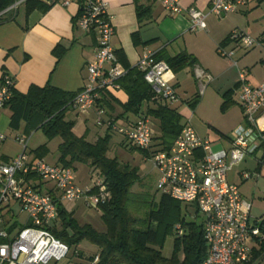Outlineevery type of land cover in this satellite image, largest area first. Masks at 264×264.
Listing matches in <instances>:
<instances>
[{"label":"built area","instance_id":"2783aa9c","mask_svg":"<svg viewBox=\"0 0 264 264\" xmlns=\"http://www.w3.org/2000/svg\"><path fill=\"white\" fill-rule=\"evenodd\" d=\"M72 1L61 0V5L68 6ZM154 1L168 16L185 12L190 19V31L197 32L206 30L209 16L223 19L237 14L250 0H211L206 13L194 7L183 9L181 0ZM77 25L85 32L97 34L95 57L87 64L88 83L75 99V110L86 114L95 108L104 90L120 88L118 81L126 72L117 67L118 60L111 43L115 30L102 0L85 2ZM228 42L251 50L264 45V34L253 38L235 30L229 35ZM218 52L223 58L232 59L233 52H225L221 46ZM233 65L238 68L236 62ZM136 68L156 99L170 104L179 102L170 84L171 69L167 63L156 61L152 53L144 52ZM196 73L202 75L200 70ZM248 74L247 70L238 69V100L243 125L233 131L229 149L213 151L211 142L201 138L187 121L173 146L149 159L157 172V191L179 203L195 206L203 217L208 252L202 264H249L255 239L260 236L256 221L250 216L251 204L243 200L238 186L227 181V173L246 159L257 141H264V83L252 85ZM13 89V80L4 75L0 80V110L11 100ZM96 123L98 126L104 124L101 112L97 113ZM107 126L137 149L148 151L152 145L154 133L146 117H141L130 127L111 123ZM4 140L5 136L0 134V142ZM19 142L23 146L22 154L9 163L0 164V264H58L67 258L70 248L51 232L58 219L57 202L83 200L86 208L98 209L106 200V188L100 179L95 180L93 187L80 188L74 181L72 169L49 165L43 160L30 163L24 140ZM31 171L41 182L52 185L54 196L21 180L20 177ZM242 177L246 180L250 175ZM12 203L19 206L27 220L10 235L4 210ZM175 229L181 237L183 229L180 226ZM97 262L98 257H95L93 264Z\"/></svg>","mask_w":264,"mask_h":264},{"label":"crops","instance_id":"0c3cea01","mask_svg":"<svg viewBox=\"0 0 264 264\" xmlns=\"http://www.w3.org/2000/svg\"><path fill=\"white\" fill-rule=\"evenodd\" d=\"M50 1L51 5L45 2L47 6L46 10H35L29 14H26L25 8L22 6L18 9L13 21L0 25V80L4 75L10 77L14 82L13 90L19 94H26L31 86L42 88L47 84L65 92L76 93L80 92L88 83L87 64L93 61L95 57L97 34L83 31L78 27L77 21L74 22V19L77 18L80 12V6L77 0H73L68 6H62L61 0ZM102 1L106 4L107 13L111 18L115 30L111 41L112 46L115 52L121 51L123 53L129 67H135L144 52H150L154 56L163 53L169 57H175L178 54L186 53L195 58L196 63L193 67L187 66L175 73L171 70L170 84L179 98L178 103L170 105L171 108L175 105H187V107H190L189 104L194 99L198 100L196 107L199 108L201 106L200 100L204 98L210 87L209 96L212 97L216 103L218 100L221 112V106L227 101L229 103L228 108L222 113L226 114L230 110H234L235 107H238L239 113L242 116L238 100L240 93L238 88V69H240L238 62L244 60H242L243 56L241 53L240 55L237 54L240 47L227 42V38L235 30L244 32L253 38H257L264 34V25H257L260 21L264 20V18H261L262 20L258 19L260 14L264 15V9H260L264 3L258 4L256 0H250L248 6L241 9L239 13L232 14L223 19L209 16L206 19L205 31L191 32L190 19L185 12L175 16H168L154 0H138L139 5L150 7L151 9L149 20L144 22L141 26L137 21L135 0ZM210 1L211 0H181L180 4L183 9L194 7L206 13L209 9ZM253 5L256 6L251 9ZM254 8L260 10L261 13L255 15V13L251 12ZM256 19L258 20L255 21ZM134 34H138L140 37L141 45L138 47L134 46L132 42V36ZM220 46L223 47L225 52H233L232 59L236 57V61L223 58L218 52ZM59 47L64 50L60 60H58L53 53V51ZM215 56H218L224 61L228 60L226 70L219 67L218 62L214 60ZM233 62L237 63V72H233L232 70L228 71V69L235 68ZM261 62H264V60H261ZM117 67L123 70L118 61ZM247 67L248 66H245V68L241 67V70L245 69L248 71V81L252 85L255 86L264 83V77L260 78L254 76L249 72L250 68ZM197 70L202 72L201 76L196 73ZM225 76H227V81L224 82L222 80ZM215 78L218 85L213 88L211 84L214 83ZM191 86L194 89H192ZM228 92L229 98H224V94ZM154 99L156 98L154 97ZM100 100L101 101L97 103L94 109L86 114H82V116H84L83 120L77 119L80 115L77 111L69 112L68 114H72L71 117H68V114L66 115V119L73 121L75 124L73 132L76 136L84 137L86 141L94 143L107 133L108 126L106 122H112L118 127H130L135 124L140 117H146L150 121L154 137L159 135L158 128L155 126L156 121L147 115L148 108L155 107L152 101L143 102L138 114L134 115L131 113L124 114L122 106L127 102L128 96L121 87L119 89L109 90L107 94L100 97ZM176 111L182 116L183 123L189 121L192 125V116L188 119L185 114L180 113L178 110ZM98 112H101L106 128L104 127L105 124H103L100 127L98 126L97 129H95L96 132L93 133L89 123L90 119L97 117ZM9 117L10 112L7 108L0 110V134L5 136V140L0 142V164L9 163L14 160L11 154H9L6 145L9 139L8 137L10 136L9 133L15 132L9 129ZM240 120V117L236 120L231 133L240 126ZM77 122L84 128V130H82L83 132H80V134L75 133L76 125H78ZM192 127L194 128L193 125ZM212 129L216 133V135L213 134L215 136L214 140L210 139L209 130H203L202 133L199 134L194 128L201 138H206L211 142V149L213 151L229 149L232 134L228 136L215 128ZM113 135L115 134H112L111 137H113ZM89 137L92 139L89 140ZM19 140H24L26 145L25 151H27L28 141L21 136L14 137L13 142L21 147L23 146L20 144ZM132 146L133 145L129 146V142H126L121 136V141L116 147H118V154L121 157L127 160L131 166L139 168L140 174L139 164H133L135 160L131 157L136 155L135 158L140 157L139 159H141L142 162L146 161V159L141 153L133 151L131 149ZM215 147H220V149L214 150ZM134 148L136 147L134 146ZM26 155L30 163L35 161V157L31 152H26ZM258 155H261L262 158L259 160L257 159L258 161L255 159L256 173H258L261 166L264 165V141H257L253 146L252 152L243 162L249 158L257 157ZM57 159L53 164L46 162L45 159H43V161L49 165H57ZM243 162L235 166L229 172L231 173L236 169V171L232 173L230 180L227 176V181L230 184L238 186V189L239 186L243 185V183L248 180L243 179L242 176L244 174L250 175V173L240 171L239 166H241ZM83 166L87 168V174L90 178L92 173L98 172L96 170L93 171L86 165ZM74 181L76 185L79 186L75 176ZM86 186L88 185L86 184ZM51 188L52 185H45L43 191L46 193V190H51ZM240 194L243 200L247 201L241 192ZM62 205L64 206V202H62ZM16 206L18 205L11 204L10 207L4 210V221L7 222V227H10L14 223H17L19 227L26 224V216L22 225L18 224L15 212ZM252 209L253 206H251L250 210V216L253 221L264 220V217L253 218ZM69 213L73 215L74 212L71 211ZM17 230L18 228L14 230V232ZM75 249L78 250L81 256L77 257L72 253L70 257L67 256L63 264H89L90 262L88 259L98 254V249L91 244H86L85 246L80 244Z\"/></svg>","mask_w":264,"mask_h":264},{"label":"trees","instance_id":"16d2710c","mask_svg":"<svg viewBox=\"0 0 264 264\" xmlns=\"http://www.w3.org/2000/svg\"><path fill=\"white\" fill-rule=\"evenodd\" d=\"M19 1L21 0H0V25L13 21L15 14L22 6L26 14L47 9L43 0H25L16 8H11ZM87 1L96 0H77L80 12L74 22L79 18L83 5ZM256 2L261 4L264 0H256ZM135 4L137 21L141 26L149 20L151 9L139 5L138 0H135ZM132 42L136 47L141 45L138 34L132 36ZM53 53L60 60L64 50L59 47ZM115 53L119 64L126 72L118 81L121 89L128 96L127 102L122 106L124 114L137 115L145 101H152L155 105L154 108H148L147 115L156 121L155 126L158 128L159 135L153 136V142L148 151L131 147L133 151L141 153L146 160H149L152 155L167 151L173 146L185 123L176 109L170 107V103L162 99H154L150 86L144 81L143 74L137 70L136 66L129 67L121 51ZM154 57L156 61L167 63L173 73L187 66L193 67L196 63L195 58L186 53L175 57L162 53ZM108 92L109 90H104L101 96ZM78 93L65 92L49 84L42 88L31 86L26 94H19L13 90L11 100L5 105L10 112V130H19L23 122L28 133L40 130L48 140L60 138L55 166L70 168L73 171L76 165H86L93 171H98V179L102 180L106 188V200L99 205L98 209H94L101 214V220L105 226L104 232H99L90 225L78 224L62 203L57 202L58 219L51 228L53 236L67 244L70 250L74 249L73 254L77 257L81 255L75 248L80 243L86 241L95 246L98 254L88 259L89 264H93L95 257H98L96 264H202L208 252L203 234V220L197 224L186 222L185 219L189 209H192L197 217L200 216L197 208L179 203L164 194H161L157 200L155 196L148 193L136 192L135 188L143 184L139 168L109 156L111 135L118 134L110 127H107L106 135L94 143L86 141L84 137L76 136L73 132L74 122L67 120L66 115L76 111L75 99ZM223 97L229 98V92ZM100 101L99 99L97 103ZM197 104L198 100L194 99L190 102L189 108L194 111ZM228 106L227 101L221 106L222 112ZM125 141L128 142L126 139ZM130 145L132 144L129 143ZM48 153L46 145L32 151L35 161L45 159ZM20 178L23 182L32 184L36 190L44 192L43 188L46 184L36 178L33 171ZM46 191L47 194L54 196L52 190ZM255 221L260 236L255 239L256 246L253 247V257L249 264H264V238H262L264 237V220ZM177 225L183 229L181 237L174 230ZM17 228L21 227L14 223L7 230L11 235ZM168 235L174 238V254L171 258L163 257L161 250L157 248L160 241Z\"/></svg>","mask_w":264,"mask_h":264},{"label":"rangeland","instance_id":"374dc122","mask_svg":"<svg viewBox=\"0 0 264 264\" xmlns=\"http://www.w3.org/2000/svg\"><path fill=\"white\" fill-rule=\"evenodd\" d=\"M256 5H253L255 7ZM260 9H264V5L261 6ZM251 12L255 13V15H259L261 13L260 10H257V8H254ZM261 18H264V15H261L258 17L259 20H262ZM256 19L255 21H257ZM253 24V23H252ZM257 25H264V20L260 21ZM242 54V62H238L239 68H245V66H248L247 68H250V73H252L256 77H264V62H261V60H264V45L258 46L254 49L251 50H245L243 48H240L238 53L240 55ZM214 60L218 62L219 67L221 69H227V61L222 60L218 56L214 57ZM232 61H236V57L232 59ZM233 71L237 72V68H231L228 69V71ZM231 73V72H230ZM222 81H227V76L223 78ZM218 85L216 78L213 84V88ZM190 87V86H189ZM192 87V86H191ZM192 89H194L192 87ZM210 87L208 91L206 92V95L204 98L200 100L201 106L198 108L196 107L195 110H191L187 105L181 106V105H175L173 108L178 110L180 113L185 114L186 117L189 119L190 116H192V125L196 129V131L200 134L202 133L203 130H209L210 134V139L215 138L213 134L216 135L215 131L212 128H215L216 130H219L220 132L230 135L232 134L233 126L236 122V120L240 117L241 118V124L243 125V117L239 113V108L235 107L234 110H230L229 112L222 113L220 111V107L215 100L209 96L210 93ZM195 93V92H194ZM193 93V94H194ZM184 105V104H183ZM72 114H68V117H71ZM82 114H80L77 119L83 120ZM101 118H103L101 116ZM97 117H93V119H90V128L92 129L93 133L96 132L95 129H97ZM78 125H76V132L79 133L83 132L84 130L83 126L79 125V122H77ZM76 123V124H77ZM95 123V124H94ZM105 124V123H104ZM75 125V124H74ZM100 127V126H99ZM106 128V124L104 125ZM211 127V128H210ZM95 130V131H94ZM27 131L25 130V124L22 122L20 125L19 130L15 132L9 133L10 136L8 137L7 141V149L9 154H11V157L13 159L17 158L20 156L23 152V147L15 144L13 142V138L16 136H21L25 138L28 143L27 147L28 150L26 151L27 153L35 150L36 148L46 145L47 148L49 149V153L47 157L45 158L46 162L48 163H55L57 159V147L61 143L60 138H54L52 140H48L46 136L42 133V131L37 130V131H32L31 133H26ZM83 134V133H81ZM104 134L103 136H105ZM92 138L89 137V140ZM121 141V135L115 134L113 137H111L110 142H109V147H110V152L109 156L110 157H116L119 161L123 163H129L127 160H125L123 157H121L118 153V143ZM11 142V143H10ZM220 147H215L214 150H219ZM128 156V155H127ZM136 155L131 157L133 160V164H139L138 166L140 167V177L141 181L143 184L141 186H137L135 188V191L138 193L145 192L150 195L155 196V198L158 200L161 196V193L157 191L156 188V183H157V172L154 170L152 163L150 160H146L144 162L141 161L139 158H135ZM261 155H258L257 157H252L247 159L241 166H239L240 171H245L247 173H250V178L243 183V185L239 186V192L242 193V195L246 198L249 204L253 206L252 209V217L254 218H260L264 217V165L261 166V169L258 173L255 172L256 168V161L255 159L259 160L261 159ZM257 160V161H258ZM135 162V163H134ZM238 170V168H237ZM236 169H234L233 172H235ZM230 172V171H229ZM227 173L228 179L230 180L232 177V173ZM73 174L75 176L76 181L79 183L80 188H88V187H93L95 180L98 178L97 173H92L91 178L87 174V168L83 165H76L75 169L73 170ZM86 184L88 186H86ZM144 187V188H143ZM13 205H17L15 203H12ZM64 207L67 209V211L71 212L73 211V218L78 222V224H88L93 226L96 230L98 231H104L105 226L101 220V214L97 212L96 210L93 209H88L86 208L84 201L79 200V201H74V202H64ZM184 207V206H183ZM16 212V219L18 221L19 225H22L25 215L23 213H20V208L19 206H16L15 208ZM203 217L201 215L198 217L195 215L194 211L192 209H189V214L186 216V222H196L197 224H200L202 222ZM180 226V225H177ZM176 226V227H177ZM175 227V228H176ZM176 230V229H174ZM173 241L174 238L171 235H168L164 237L161 241L160 244L157 246L161 250V253L163 257L165 258H171L174 254V247H173ZM83 246L86 244H89L88 242L84 241L82 243ZM79 244V245H80ZM74 249H71L69 252L68 256L70 257L73 253ZM66 261V259H63L59 262V264H63Z\"/></svg>","mask_w":264,"mask_h":264},{"label":"water","instance_id":"95a60500","mask_svg":"<svg viewBox=\"0 0 264 264\" xmlns=\"http://www.w3.org/2000/svg\"><path fill=\"white\" fill-rule=\"evenodd\" d=\"M43 1L48 3L49 5H51V1L50 0H43Z\"/></svg>","mask_w":264,"mask_h":264}]
</instances>
